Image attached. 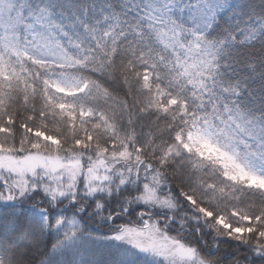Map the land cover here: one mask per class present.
<instances>
[{"label": "snow or ice", "instance_id": "snow-or-ice-1", "mask_svg": "<svg viewBox=\"0 0 264 264\" xmlns=\"http://www.w3.org/2000/svg\"><path fill=\"white\" fill-rule=\"evenodd\" d=\"M0 264H264V0H0Z\"/></svg>", "mask_w": 264, "mask_h": 264}]
</instances>
